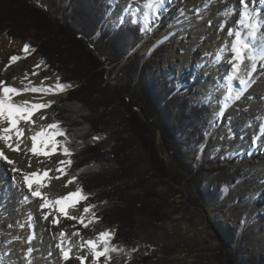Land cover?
Segmentation results:
<instances>
[{"label":"trees","instance_id":"16d2710c","mask_svg":"<svg viewBox=\"0 0 264 264\" xmlns=\"http://www.w3.org/2000/svg\"><path fill=\"white\" fill-rule=\"evenodd\" d=\"M113 6L110 0H0V37L7 35L27 41L25 45L31 50L37 49L47 68L56 67L59 83L65 88L69 86V98L56 110V121L66 137L61 147L69 150L68 173L82 182L80 199L89 203L94 215L102 220L110 219L116 226L113 236L108 238V260L124 254L123 249L117 248L118 243L123 244L131 237L137 217L146 219L150 226L162 223L165 218L158 208L165 195L136 188L139 175L130 165L128 156L122 159L126 149L118 146L117 152L105 150L98 159L95 157L100 149V129L108 125L111 103L115 99L123 101L122 118L127 133L137 136L144 128L136 111L146 116L145 122L155 123L162 138V152L165 150L179 164L181 173L175 176L178 185H185L193 193L195 204L200 206L207 189L199 180V161L189 158L193 152L209 145V129L212 128L209 103L190 100L186 104L188 97L179 92L164 73L157 82V92L154 91L150 80L152 54L139 51L146 33L142 31V22L130 21L109 28L104 22ZM38 38L39 46L34 43ZM109 68L117 70L120 86L108 84ZM189 138L191 144L184 145L183 140ZM143 143L150 152L148 142ZM149 156L156 177L168 178L164 160L157 152ZM238 159L235 156L231 162L236 163ZM218 172L224 177L227 188L235 183L236 177L247 173L240 168L227 167ZM130 189H139L141 193L124 195ZM229 248L227 244V248L222 249L223 258L228 264H240L239 251L227 250ZM138 254H133L135 260Z\"/></svg>","mask_w":264,"mask_h":264},{"label":"rangeland","instance_id":"374dc122","mask_svg":"<svg viewBox=\"0 0 264 264\" xmlns=\"http://www.w3.org/2000/svg\"><path fill=\"white\" fill-rule=\"evenodd\" d=\"M110 2H113V9L118 8V6L126 8L129 16L120 22L112 24L107 20L111 10L104 22L109 28L120 26L130 21L142 22V31L146 33L139 45V51L152 54L153 70L150 72V80L154 86V91L157 92L159 88L157 82L164 73L172 80L173 85L178 87L179 92L188 97L189 102L187 101L186 104L191 101L200 104L209 103L211 109L209 119L212 127L209 129L210 133L208 135L210 143L205 145L203 149L193 152L189 158L192 161L193 159L199 161L201 168L199 180H201V186H205L207 192L202 206L195 204L193 193L185 185H178V179L175 176H180L179 164L165 150L162 152V138L160 132L155 129V123L151 121L145 122L146 116L140 110L136 111L140 120H143L144 124H146L142 125L144 128L140 126L142 127L140 135L136 136L133 133H127L123 126L122 118V115L125 114L123 109L125 105L123 101L115 99L111 103V114L107 116L108 125L100 129V149L98 153H95V157L98 159L99 155L105 150L117 152L119 150L118 146L126 149L125 151L127 152H125V156L122 159L128 156L130 165L135 167L139 175V180L135 182L136 188L141 187L143 192H150V194L154 195H165L158 204V208L163 212L165 218L162 223L150 226L146 219L137 217L135 219L137 226L132 231L131 237L127 238L123 244L118 243L117 248L125 251L123 255L113 260H108L106 255L95 259L93 253L85 251V264H228L221 253L222 249L227 248V244L230 246L227 250L239 251L240 264H264V179L252 167V160L257 156L258 152L249 147L232 152L231 145H224L223 138L219 135L221 130L226 131L224 126L225 115L220 106L219 94L207 93L205 89L196 91L195 88L193 89L194 86L189 84V80L191 82L195 81V79L188 74L184 75L185 80L181 81L178 68L183 64L182 51L177 48L175 41L171 37H166L153 50L144 51L142 49L147 37L152 35L157 27L152 15H146L145 8L142 6L143 0H110ZM167 3L169 2L166 0ZM148 4L149 0L146 2V5ZM232 6L234 5L232 4ZM187 11L185 5H178L174 13L168 11V17L164 20L166 29L167 25H173L176 19L187 16ZM233 12L236 11L234 10ZM220 16L218 15V17ZM39 35L41 36L42 33ZM4 39H7L10 44H18L23 47V50L27 42L17 38H10L7 35L0 37V41ZM39 39L34 42L36 45H38ZM37 48L40 51V48ZM24 53L25 55L22 56L27 61L32 57L40 58L37 73L43 76L52 74L53 79L60 87L61 97L53 104L49 114L44 116L48 129L55 131L57 136L52 143L44 145V148L50 153L59 154L60 157L64 158L63 164L55 163L56 166L60 164V167H54L53 173L59 172L58 169H61L62 176L70 177L71 182L77 185L79 193L82 182L75 175L68 173L69 153L65 154L61 147V142L65 141L66 137L63 135V128L56 121V110L62 102L69 98V86L65 88L59 83V77L55 71L56 67H54L55 69L47 68L37 49L31 50L28 47V51L25 52L24 50ZM10 54H13L9 56L12 62L11 58L15 56L16 52L8 53L7 56ZM192 67L199 68V65L192 61ZM106 74L109 85H121V77L117 70L114 71L109 68ZM70 88L74 87L71 86ZM234 93L236 95L237 91ZM106 100L110 102L109 98H106ZM72 111L74 114V110ZM143 122L140 121V124ZM52 125L56 127H50ZM190 140V138L189 140L184 139L183 144L190 145ZM145 141L146 143L148 142L147 147L148 149L150 148V152L143 145ZM13 151H18L19 154L24 155L22 149ZM154 152H157L159 158L163 159L168 167L169 176L166 179L156 177L154 169L151 168V157L149 155ZM235 156H238L239 159L236 163H232L231 161ZM223 167L229 169L240 168L246 170L247 173L242 174L241 177H236L235 183L227 188L224 185V177L220 176L218 172ZM4 186L2 187L4 188ZM132 186L134 185L132 184ZM2 187L1 189H3ZM22 187L27 191L25 192L28 193L27 197L31 198V191L27 188V185L25 187L23 184ZM95 187L97 188V185ZM138 190L130 189L128 192L126 190L127 194L125 193L124 195L138 196L141 193ZM99 192H101L100 188ZM18 201L20 207L24 208L25 203L23 202L26 199L21 197ZM89 206L88 202L78 196L74 207H76L79 214L81 213L83 220L81 219L67 227H74V231H77L78 238L82 242L101 240V233H109V237L113 236L116 226L112 220H102L99 215L93 214ZM85 208H88L89 211L85 212ZM14 212L18 214L13 209ZM18 212L22 215V211ZM19 214L18 218L21 219L22 217ZM39 222H41L39 219L30 217V223L34 224L35 227L30 228V225L19 227L14 225L16 224L14 220L7 223L6 218H3L0 213V264H35L33 254L36 252L34 244L37 242L36 225ZM61 228L63 226L58 230L55 229L57 232L52 228L51 234H48L54 241L52 244L42 239L41 248L43 247L42 249H44L42 254L45 264H62V261L66 262L63 259V252L59 248L58 239L56 238L57 235L63 233ZM26 230H32L30 236H28L29 242L26 237ZM65 236L67 235L65 234ZM7 237H10L8 242L6 241L8 240L6 239ZM24 239L31 244L30 247L25 244H19L20 242L25 243ZM222 243L226 245H222ZM53 247L56 249L55 252ZM97 248L103 251V240L97 243ZM136 253L138 254L137 260L133 258V254ZM67 261V264H72L70 259Z\"/></svg>","mask_w":264,"mask_h":264},{"label":"bare ground","instance_id":"6f19581e","mask_svg":"<svg viewBox=\"0 0 264 264\" xmlns=\"http://www.w3.org/2000/svg\"><path fill=\"white\" fill-rule=\"evenodd\" d=\"M147 1L143 0L142 6L146 15H152L157 27L154 33L147 37L142 49L153 50L168 36L175 41L177 48L182 51L184 64L178 68L181 81L183 82L184 75L188 74L195 79L191 82L189 80V84H192L196 91L205 89L207 93L219 94L226 127V131L221 130L219 135L223 138L224 145H231L232 152L244 150L245 147L258 152L252 160V167L264 179V4L257 0L253 5L252 0H248L246 10L240 5L239 0H172L167 4L165 0L162 7H158L153 0H149V4L146 5ZM178 5H185L188 14L176 19L173 25H167L166 29L164 20L168 17L167 12L174 13ZM255 9L261 10L257 17L260 21V30L253 41L257 47L249 49L247 59L238 62L240 67L232 71L228 62L233 56L231 49L236 32L241 34L242 40L250 39L248 29L237 21L247 22L246 13L256 15ZM234 10L236 12H233ZM157 11L160 12L159 17L156 15ZM216 14L221 16L218 17ZM128 16L127 9L118 6L111 11L107 20L114 24ZM229 29L233 32L231 36L228 35ZM14 51L17 63V59L12 62L9 59L13 54L7 56ZM22 55H25L23 47L10 44L7 39L0 41V100L6 99L7 104H12L22 113L30 112L26 119L18 120L15 126L9 122L7 116H0V151L13 161L9 164L0 158V213L6 218L7 223L14 220L16 223L14 225L19 227L23 225L35 227L30 223V217L41 221L39 224L42 225L38 223L36 225L37 242L34 244L36 252L33 254L35 264H45L42 254L44 249L41 248L42 239L52 244L54 241L48 234H51L52 228L56 231L55 229L58 230L62 226L63 233L56 237L59 248L69 253L70 263L85 264V259L82 262L80 258H84L85 251L87 253L93 251L88 241L82 242L78 238L74 227H67L82 219L81 213L79 214L74 207L79 195L65 199L68 193H78L77 185L71 182L70 177H63L61 171L53 173L54 167H60V164L56 166L55 163H60L64 158L44 148V145L52 143L57 136L55 131L48 129L44 116L49 114L53 104L61 97L60 87L52 74L43 76L37 73L40 58L32 57L27 61ZM192 61H195L199 68L192 67ZM240 80L245 81L244 90L240 99L236 100L234 92L237 91V83ZM5 87L15 88L18 92L10 93L5 98L3 92ZM33 88L38 91H31ZM38 104L48 106L39 109L32 107ZM33 143L36 145L35 153L32 152ZM9 144L12 145L11 148ZM12 149H22L24 155ZM14 168L17 171L14 172ZM34 173L38 175H33ZM25 175L32 180V191L39 190L40 196L27 197L28 193H25L27 191L22 187L23 184L26 187ZM21 197L26 199L23 202L24 208L18 203ZM13 209L18 214V211H22V215L19 214L21 219L18 218V214L13 213ZM31 231L26 230L28 242ZM6 239L8 242L10 237ZM91 241L96 244L101 242ZM19 244L31 246L27 241ZM96 250L101 251L98 248ZM53 251H56L55 247ZM67 263V260L62 261V264Z\"/></svg>","mask_w":264,"mask_h":264},{"label":"snow or ice","instance_id":"6c2138e0","mask_svg":"<svg viewBox=\"0 0 264 264\" xmlns=\"http://www.w3.org/2000/svg\"><path fill=\"white\" fill-rule=\"evenodd\" d=\"M167 2H172V0H167ZM240 5L243 6L246 10L248 8V0H239ZM153 3H155L158 7H162L163 4L165 3V0H153ZM257 3V0H252V4L255 5ZM259 3L264 4V0H259ZM256 12V15H253L251 12L247 13L248 15V20L247 22H245V20H239L237 21L238 24H242L246 27V29H248V36L250 37L249 40H242L241 38V34L239 32H236V39L232 44V59L228 62L231 66V70L232 71H236L239 67L240 64L238 62H242L244 59H247V53L249 49H255L257 47V44L254 43L253 41H255L256 37H257V32L260 30V21L257 19V17L259 16L261 10L260 9H255L254 10ZM157 17H159L160 12L157 11L156 13ZM233 34L232 29H229L228 35L231 36ZM28 45L26 44L24 46V50L25 52L28 51ZM13 61H15L17 58L15 56H13L11 58ZM45 79H48L47 77H45ZM245 84V81L240 80L237 83V94H236V99H240V96L243 92V85ZM62 87V86H61ZM31 91L36 92L38 91V89L33 88L31 89ZM46 91V90H45ZM5 98L8 97V95L10 93H17L18 90L15 88H8L5 87L3 89ZM51 102H49L50 104ZM48 105H44V104H38V105H33L32 107L34 109H39V108H44ZM3 115H7V118L9 120V122L15 126L17 121L22 119V118H27L30 115V112L28 111H24L23 113L15 108L12 104H7L6 103V99L5 100H0V116ZM52 128H55V125L50 126ZM5 139L7 140L8 138L5 137ZM33 141H35V137H33ZM9 147L11 148L12 145L9 144ZM15 150V149H13ZM32 152H36V145L35 143H33L32 146ZM64 153L68 154L69 150L67 147L64 148ZM0 158H3L4 160H6L9 164H12L13 161L10 160L6 155H4L3 151H0ZM61 164L64 163V161L60 162ZM71 163V161H69V164ZM13 171H17L15 168L13 169ZM58 171H62L61 169H58ZM33 175H38V174H33ZM45 175H47V173H45ZM24 180L25 183L27 185V188L31 191V195L33 197H38L41 195V193L39 192V190H34L32 191L33 188V183L32 180L29 178L28 175L24 176ZM79 193L77 192H72V193H68L67 197H65V199H71L74 196H78ZM57 203L59 204L60 201L58 200ZM43 207V205H42ZM89 209L85 208V212H88ZM47 218V217H45ZM108 237H109V233H101L100 234V239L104 241V248L103 251H98L97 249V244L92 242V241H88L89 246L91 247L92 251H93V256L95 259H99L102 256H105L109 251L110 248L108 247ZM31 251V250H30ZM61 251L63 252V259L64 260H68L69 259V253L67 251H63V249H61ZM51 255V253H50ZM81 261L83 262V257L80 258Z\"/></svg>","mask_w":264,"mask_h":264}]
</instances>
